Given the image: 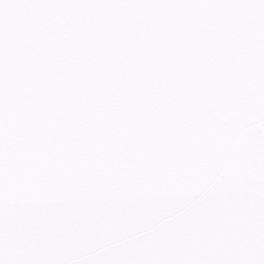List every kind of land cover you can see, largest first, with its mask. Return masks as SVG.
<instances>
[{"label":"snow or ice","instance_id":"snow-or-ice-1","mask_svg":"<svg viewBox=\"0 0 264 264\" xmlns=\"http://www.w3.org/2000/svg\"><path fill=\"white\" fill-rule=\"evenodd\" d=\"M0 264H264V0H0Z\"/></svg>","mask_w":264,"mask_h":264}]
</instances>
